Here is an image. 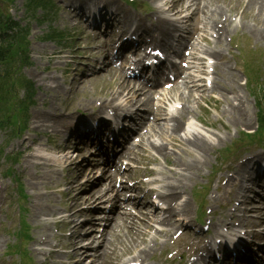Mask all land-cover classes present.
<instances>
[{"label": "bare ground", "instance_id": "bare-ground-1", "mask_svg": "<svg viewBox=\"0 0 264 264\" xmlns=\"http://www.w3.org/2000/svg\"><path fill=\"white\" fill-rule=\"evenodd\" d=\"M190 1L191 2H195V0H190ZM217 1H219V0H204V2L207 5H214L215 2H217ZM97 2H99V0H85V1L80 2V6H79V9H78L79 10V16L85 17L86 13L88 11L90 12L91 6H93ZM183 2H184V0H171V1H167L166 2V6H168V10H173V9L179 7ZM237 3H238V7L242 9V11L239 12L240 15H241V18L239 16V18H237L234 22H230V24L231 23H236L238 21V19H240L242 21H246L247 20V12L251 10L250 8H249V10L243 9L242 0H237ZM262 3H264V2H262ZM222 4L226 5L225 2H222ZM230 7H231L230 5H227V8H230ZM227 8L223 7V10H227ZM219 9H220V6H216L215 9L213 10V12L211 13V15L213 17H215V19H217V20H220L224 16L223 13H219ZM104 11L106 12V14L109 13L107 9H105ZM235 12H238V10H235ZM260 13L261 12H259V14ZM113 16H117V17L123 18L124 23H125V28H124V33L125 34L135 35L141 29L146 28L149 31V33H150L149 38L153 42H156L159 45H166L167 42H165L164 39L157 40L156 37H155L156 34L161 35L163 30H164V27H165V18L162 17V13L161 12H156L157 19L155 21L148 20V18H144V17L142 18L139 15H137V17H135V16H133L131 14H128V13L124 12L121 8H119L118 11L113 14ZM146 21H150L151 22V26L150 27H148L146 25ZM244 26L250 27L253 31L257 30V27L249 26L248 22H246V24ZM228 31H229L228 28L225 29L224 33H223V35L221 37L226 35L228 33ZM258 35H259L260 39H264V31H262V33L258 32ZM144 42H145V40L141 39L140 42H139V45H141V46L144 45ZM169 46H170V44H169ZM103 52L105 53L106 51H103ZM212 54L214 55V53H212ZM122 73L123 72H121V74ZM159 75H160L159 73L153 74L154 77H158ZM103 78H105L104 74H98L97 76H95L94 79L95 80H100V79H103ZM107 94L111 95L113 99H116L115 96H117V97L118 96H125V97H127V100H131L133 102H137L138 108H137V110L134 113L129 115L131 117L140 116V112L142 111L143 108H146L148 111L152 110L151 104H150V97H149L150 94L148 92H144L143 88H141L140 80L135 81L134 79L133 80L128 79L126 77V75H124V76L120 75V77L114 78L113 86H112V88L108 89ZM122 106H124V105H122ZM118 109H121V107H118L115 110H118ZM122 110H123V112L127 111L125 109V107H122ZM42 126L44 128H46V129L57 127L56 123H50V124H47V125L44 123ZM195 139H197V138H195ZM164 149H166V148H164ZM45 156H48V155H45ZM51 157L52 156H50V158ZM263 159H264V157H263ZM104 172H106V171L104 170ZM180 185L182 186V182L180 183ZM168 192H170V193L173 192L174 194L177 195L178 194V189L176 187H170L168 189ZM116 199H117V197H116ZM183 203H184V205L177 204L176 207L173 208L171 214H182V216H187L190 213V205H188L189 201L185 200V201H183ZM184 221H186V218L182 219L180 221V223H183ZM160 225H162V223H160Z\"/></svg>", "mask_w": 264, "mask_h": 264}, {"label": "rangeland", "instance_id": "rangeland-1", "mask_svg": "<svg viewBox=\"0 0 264 264\" xmlns=\"http://www.w3.org/2000/svg\"><path fill=\"white\" fill-rule=\"evenodd\" d=\"M25 0H15L14 4L10 6L9 4H5L3 2L0 3V6L4 12L10 11V14L16 19V17H22L23 15L26 16V7H25ZM41 35V34H40ZM40 111L42 115L45 112H51L47 106L41 104ZM40 134V133H39ZM27 140V139H24Z\"/></svg>", "mask_w": 264, "mask_h": 264}]
</instances>
